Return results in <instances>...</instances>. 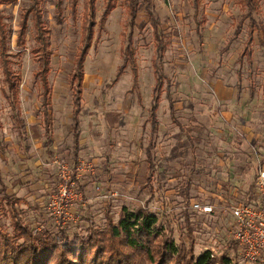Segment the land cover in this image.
<instances>
[{
    "label": "rangeland",
    "instance_id": "obj_1",
    "mask_svg": "<svg viewBox=\"0 0 264 264\" xmlns=\"http://www.w3.org/2000/svg\"><path fill=\"white\" fill-rule=\"evenodd\" d=\"M57 1L40 4L52 50L49 138L43 127L37 61L31 52L35 45L31 20L25 44L16 43L20 15L31 0L0 2L12 69L20 80L23 123L20 136L4 96L0 67V172L5 192L24 200L18 207L24 220L35 229L85 233L90 219L103 225L107 208L115 220L122 206L144 208L158 217L159 224L170 227L176 244L192 247L194 255L205 250L220 255L227 249L234 264H245L229 238L227 210L220 206L224 199L233 203L247 198L256 171L264 168V45L260 43L264 0H257L253 13L259 29L252 33L250 63L241 57L249 21L243 19L247 11L243 0H149L148 9L167 43L161 58L147 2L140 0L130 25L128 0H114L115 8L83 63L77 158L69 74L81 36L83 0L77 1L75 15L70 0H60L58 15ZM104 3L96 0L97 19ZM129 34L137 64L136 87L123 57ZM18 51L21 54L14 55ZM155 64L166 78L156 110L158 129L152 133L148 116L155 97ZM167 93L175 109L172 117ZM152 142L149 168L147 147ZM67 177L81 197L67 207L71 217L54 218L46 202ZM2 197L0 185V225L10 231ZM194 200L209 202L215 212L193 211Z\"/></svg>",
    "mask_w": 264,
    "mask_h": 264
},
{
    "label": "trees",
    "instance_id": "obj_2",
    "mask_svg": "<svg viewBox=\"0 0 264 264\" xmlns=\"http://www.w3.org/2000/svg\"><path fill=\"white\" fill-rule=\"evenodd\" d=\"M14 0H0L1 3L9 4ZM42 0H31L29 6L20 15L19 30L16 43L18 46L25 44L28 30V21L31 20L35 45L31 52L37 61L36 77L41 87V107L43 127L49 138V97L51 86L49 83L50 62L52 50L50 48V31L43 19L41 9ZM78 0H70L72 13L75 15ZM146 8H149V0ZM246 13L243 16L248 21V38L241 51V57L248 63L252 60V33L259 29L258 23L253 17L257 9V0H243ZM196 2V1H195ZM61 1L56 4L58 15L61 14ZM140 0H128L126 13L130 25H133ZM196 4V3H195ZM115 8L114 0H105L104 9L99 19L96 18V0H83V17L81 23V36L77 52L75 54L73 68L69 74V87L72 98L71 132L73 141V155L77 158L80 151V113L82 110L83 93V63L93 39L98 32L103 30L104 22ZM148 18L153 30L155 47L159 58L163 56L166 41L161 35L158 22L153 13L148 9ZM242 19V22H243ZM238 24L237 32L241 29ZM264 45V41L260 42ZM18 51L14 55H20ZM12 54L8 51V29L0 15V67L5 85L4 96L11 111V118L15 127L23 128L20 117V80L12 69ZM124 64L129 63L133 75V86L137 85V64L135 50L131 34L127 37V44L123 52ZM120 69V68H119ZM156 87L155 97L149 108L148 121L152 133L158 129L156 110L159 93L166 78L159 64H155ZM120 72V71H119ZM118 72V74H119ZM169 99V111L172 117L175 109ZM175 121V119H174ZM153 142L147 147V162L149 168L153 167L151 148ZM0 185L3 189V216L8 215L11 230L7 231L0 225V264H234L229 255V250L220 255H214L205 250L194 255L192 247L185 248L182 244H176L172 238L171 229L166 225L159 224L158 217L146 211L144 208L129 210L122 206L115 220L107 208L104 213L103 225H97L93 220L88 221L85 233L79 231L60 230L52 231L48 228L35 229L24 220L22 212L18 209L23 202L22 198L11 197L5 192V185L0 172ZM191 242V238H190Z\"/></svg>",
    "mask_w": 264,
    "mask_h": 264
},
{
    "label": "built area",
    "instance_id": "obj_3",
    "mask_svg": "<svg viewBox=\"0 0 264 264\" xmlns=\"http://www.w3.org/2000/svg\"><path fill=\"white\" fill-rule=\"evenodd\" d=\"M70 177L59 183L57 190L46 202V209L54 218L71 217L68 206L81 195L78 188H71ZM253 192L247 198L224 205L230 217L229 238L236 245L245 264H264V168H258L253 178ZM191 209L195 212L213 214L215 206L209 202L194 200ZM226 212V211H225Z\"/></svg>",
    "mask_w": 264,
    "mask_h": 264
},
{
    "label": "crops",
    "instance_id": "obj_4",
    "mask_svg": "<svg viewBox=\"0 0 264 264\" xmlns=\"http://www.w3.org/2000/svg\"><path fill=\"white\" fill-rule=\"evenodd\" d=\"M22 203H23V204L25 203V202H24V200H23V202H22Z\"/></svg>",
    "mask_w": 264,
    "mask_h": 264
}]
</instances>
